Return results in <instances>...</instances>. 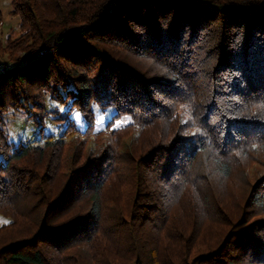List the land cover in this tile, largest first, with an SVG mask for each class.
Here are the masks:
<instances>
[{
	"label": "trees",
	"instance_id": "1",
	"mask_svg": "<svg viewBox=\"0 0 264 264\" xmlns=\"http://www.w3.org/2000/svg\"><path fill=\"white\" fill-rule=\"evenodd\" d=\"M10 4L21 31L11 47L21 55L0 70V216H15L0 233L16 224L28 232L0 244V264H264V0ZM129 57L151 65L138 69ZM45 93L69 108L54 119L58 136L36 120ZM9 108L27 109L42 143L5 140L1 116ZM71 110L86 121L82 136ZM94 110L111 112L104 135L158 136L137 157L130 149L115 157L106 145L58 184L51 163L39 176L16 165L42 162L46 152L56 164L69 137L94 132ZM123 118L128 125L114 128ZM254 163L261 170L246 178L243 168ZM237 168L241 203L229 214L218 182ZM116 173L132 188L106 226L104 196L122 185ZM171 208L193 218L191 236L173 226ZM221 226L215 245L189 258L195 228ZM145 227L158 235L151 240Z\"/></svg>",
	"mask_w": 264,
	"mask_h": 264
},
{
	"label": "rangeland",
	"instance_id": "2",
	"mask_svg": "<svg viewBox=\"0 0 264 264\" xmlns=\"http://www.w3.org/2000/svg\"><path fill=\"white\" fill-rule=\"evenodd\" d=\"M11 4L10 0H0V70L5 65H13V59L17 58L21 55V51L17 47H11V44L14 42H17V40L20 38V23L18 22L19 19L13 15H11ZM114 52H116L115 49L112 48ZM121 57V56H120ZM129 62L133 65H137L141 69V65L145 67V65L148 67L151 65V62L148 60H143V62L136 60L133 57H129ZM95 70L89 71L91 74L95 73ZM41 107L43 110L39 113L36 120H38L40 117L44 119V133L45 135H53L58 136L60 133V128L58 127V123L55 122L54 119H63L66 117V111H68V106L61 105L56 100L52 99L48 93L43 94ZM31 109L27 111H32L33 106L30 107ZM22 111V109H20ZM25 110V112H26ZM96 116L98 117L96 119L95 129L94 132L91 133V135H87L86 137H69V139L64 143L62 146V149H60V156L58 159V162L55 163V159L53 160V156L50 155L51 152H46L43 157V161L38 162L35 159L27 160L26 162H20L17 163V166H22V168H29L37 173V175H41L45 171V167L47 169V164L49 167V163L52 164L51 170L53 171L54 178L53 181L57 184L60 181H64L66 177L64 175H67L70 173L71 170H74L78 168L80 165L83 164V162L86 161L88 157H91L93 155H100L103 153L106 145H108V150L113 152L115 157L120 158V153H122L125 149H130L132 152H134V156L137 157L138 152H141L142 150H145L146 142L152 138L153 135H155V139L152 142V144L155 142L156 137L158 134H154V131H147L144 133H139L138 135L136 130H128L124 132H120V134H116L114 136H107L104 135L106 122L110 120L111 112L106 111L105 113H101L99 110H94ZM25 112H19L18 110L10 109L6 111V113H3L1 118L3 120V126L2 130L4 132V135L6 137V141L11 142L14 146L18 145L19 143L27 144V143H42L43 140L39 138V126L34 122V118H32L31 115ZM71 113L69 114V118L77 124L79 135L82 136L84 133V128L86 126L84 119L82 115L76 111L71 110ZM129 119L123 118L120 121L116 122L114 128H124L126 125H128ZM113 129V127H112ZM110 133L111 135V129L106 131ZM8 150V148H7ZM118 158V159H119ZM52 159V161H51ZM55 165V168H54ZM243 168V167H242ZM244 170H248L250 172V176H247L246 178L254 177V174H252L253 171L261 170L260 166L258 164L254 163L251 164V167L243 168ZM49 170V169H48ZM242 169L237 168L235 169L234 173L231 175L229 179L222 180L221 182H218L221 187L218 188V191H221V196H224L222 198V201L225 202V205H227L226 212L231 214L232 210L234 211L233 207L234 204L241 203V194H242V181L239 179V175ZM51 171V172H52ZM118 173H121V169L119 168ZM121 171V172H120ZM117 177L119 178L118 181L122 182V185L115 184L117 187H109L108 194L104 196V212L105 214V225L109 226L111 225L115 211L117 213L122 208L123 205L128 204L125 203V197L128 195L127 193L132 188L130 185V179L129 181L123 180V176L121 174H117ZM243 175V174H242ZM114 177V176H113ZM112 177V178H113ZM122 178V179H121ZM118 183V182H117ZM218 185V186H219ZM217 186V187H218ZM217 189V188H216ZM212 190V189H211ZM210 190V191H211ZM223 192V193H222ZM107 193V192H106ZM213 194L212 191L210 193ZM125 195V196H123ZM200 193H198L195 190V200H197V206L199 205L200 200L202 197H200ZM240 202H237V201ZM25 203L28 205V203L25 201ZM227 203V204H226ZM27 206H23L22 213L26 212ZM201 207L199 205L195 209V222L198 223L201 217ZM171 222L174 224L175 228L182 230L185 232V234L191 236L192 235V228L190 229L189 226L193 218H187L184 216L183 213L180 211H175L174 209L169 210ZM6 215L0 216V226L7 225L11 222L12 219H14L12 216H15V213L13 211H7L5 213ZM27 218V217H26ZM169 222V221H168ZM171 222L167 223V229H170ZM109 224V225H108ZM104 225V226H105ZM199 225L205 227L206 224H195V227H198ZM25 226V225H22ZM21 226V227H22ZM201 229V228H200ZM194 230V228H193ZM223 230V226L218 228H215L214 230L207 231V229L203 228L202 232L198 231L197 228H195V241L190 246L189 251V258H194V256L198 255L199 253H205L210 247H213L215 243L219 239V233H221ZM170 231V230H169ZM25 228H20L18 224L12 225L10 228L4 230L2 233H0V244L6 243L8 241L15 240L19 237H22L26 235ZM145 232L147 235H150V239L152 240V236L158 235L156 230L153 227H145ZM173 232V230H172ZM120 234V233H119ZM118 234V235H119ZM166 236V235H165ZM164 237V236H162ZM168 242H163V245L167 244ZM3 245V244H1ZM209 247V248H208ZM106 256V255H105ZM109 256V255H108ZM188 258V259H189Z\"/></svg>",
	"mask_w": 264,
	"mask_h": 264
}]
</instances>
